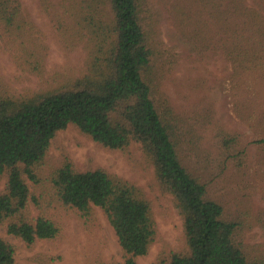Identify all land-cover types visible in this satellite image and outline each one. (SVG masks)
I'll return each mask as SVG.
<instances>
[{"label": "trees", "instance_id": "obj_1", "mask_svg": "<svg viewBox=\"0 0 264 264\" xmlns=\"http://www.w3.org/2000/svg\"><path fill=\"white\" fill-rule=\"evenodd\" d=\"M64 1L88 13L82 22L86 71L33 93L16 95L0 87V176H6L0 225L6 233L29 247L59 236L60 226L48 213L53 202L85 216L97 206L115 232L122 260L94 264H137L147 253L157 228L140 186L102 167L77 169L66 154L59 165L44 169L51 138L74 125L105 148L127 151L139 142L159 187L172 196L186 247L151 264H264V254L246 247L239 223L224 216L223 205L208 196L204 182L179 156L173 125L157 108L147 78L154 56L139 0ZM196 1L197 34L208 35L213 49L226 56L233 78L256 73L264 87V0ZM94 10H106L108 20L95 17ZM33 28L19 0H0V34L15 60L42 71L46 46L30 38ZM261 112L264 118V108ZM15 254V245L0 235V264L13 263Z\"/></svg>", "mask_w": 264, "mask_h": 264}, {"label": "rangeland", "instance_id": "obj_2", "mask_svg": "<svg viewBox=\"0 0 264 264\" xmlns=\"http://www.w3.org/2000/svg\"><path fill=\"white\" fill-rule=\"evenodd\" d=\"M19 1L23 16L35 28L30 38L45 43L43 70L21 66L0 34V87L16 95L33 93L81 76L87 53L82 22L89 20L88 13L64 0ZM139 2L154 56L147 78L157 108L173 125L179 156L204 182L208 196L223 205L224 216L239 223L246 247L264 254V143L258 142L264 137V87L258 85V74L233 78L226 56L213 49L208 35L197 34L196 0ZM97 11L95 17L101 14L108 20L106 10ZM139 146L133 141L127 151L105 148L68 125L51 138L44 169L59 165L66 154L77 169L102 167L140 186L150 201L157 232L137 264H151L169 251L184 250L186 243L172 196L159 187L153 165ZM5 181L6 176H0V191ZM48 213L60 226L59 236L29 247L0 225V235L16 247L11 264L122 260L115 232L99 207L85 216L53 202Z\"/></svg>", "mask_w": 264, "mask_h": 264}]
</instances>
